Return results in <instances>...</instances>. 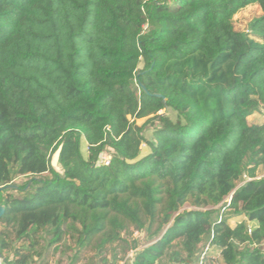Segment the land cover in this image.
Masks as SVG:
<instances>
[{
    "label": "trees",
    "instance_id": "trees-1",
    "mask_svg": "<svg viewBox=\"0 0 264 264\" xmlns=\"http://www.w3.org/2000/svg\"><path fill=\"white\" fill-rule=\"evenodd\" d=\"M263 107L264 0H0V257L264 264Z\"/></svg>",
    "mask_w": 264,
    "mask_h": 264
},
{
    "label": "rangeland",
    "instance_id": "rangeland-1",
    "mask_svg": "<svg viewBox=\"0 0 264 264\" xmlns=\"http://www.w3.org/2000/svg\"><path fill=\"white\" fill-rule=\"evenodd\" d=\"M261 9L258 4H249L240 10H238L232 17V24L235 30L241 31V32H249V23L252 21V19L260 16ZM252 36V35H251ZM257 39V38H256ZM168 117H170L172 120L176 119V113L172 111L171 109H166L163 111ZM264 117V107L259 113H255L248 117L250 121L259 122ZM144 119H139L138 123H143ZM144 135L146 137H150L151 130L148 125L145 126L144 129ZM142 155L146 154L148 150V147L142 144ZM108 157L109 155H105ZM104 156V157H105ZM55 164V161H52ZM264 176V170L262 168L258 169L257 177ZM26 180L25 176H18L13 180V183H23ZM226 200V199H225ZM182 208H191L189 204H185ZM230 224L233 223L232 220L229 221ZM3 229L0 227V230ZM3 231L6 232V235L9 237V240L11 241L13 247H20L22 244L25 245L26 243L22 239H16L15 234L12 229H3ZM139 240H143L144 237L140 234H137ZM46 238H48V235L37 232L35 234V245L33 252L35 253L32 258L29 261V264H69L71 262V259L74 255L75 251V237L72 235L71 232L68 230L65 231V234L62 238V240L56 244H53L51 246L47 245ZM207 241H205L202 246L200 247V251L198 256L204 251L205 247L207 246ZM264 248V246H261ZM4 255H7L8 257L12 256V251L10 252H3ZM208 256L207 259H205V264H215V258H216V252L212 248H210L209 252H207ZM211 253V254H210ZM121 255V253H119ZM110 254H106L107 260L110 258ZM197 256V257H198ZM91 262H98L97 257L94 255L93 251H90L88 249H83L77 259L75 260L74 264H90ZM118 264V263H117Z\"/></svg>",
    "mask_w": 264,
    "mask_h": 264
},
{
    "label": "built area",
    "instance_id": "built-area-1",
    "mask_svg": "<svg viewBox=\"0 0 264 264\" xmlns=\"http://www.w3.org/2000/svg\"><path fill=\"white\" fill-rule=\"evenodd\" d=\"M108 160H109V156L105 158L104 163L107 164L108 163ZM137 234H139L138 231L137 230H134L133 231V235L134 236H138ZM210 248H211L210 245L207 244V246L205 247L204 251L200 254V256H198V258H197L196 261H194L192 263L180 262L178 264H205V259H207V256H208L207 255L208 254L207 252H209ZM215 252H216V254H215L216 255L215 264H219V262L217 260L218 259V253H217V251H215ZM132 254H133L132 251L129 252V253H127L125 255V257L122 260L119 261L118 264H129L130 263V260L132 259ZM0 260H1V257H0Z\"/></svg>",
    "mask_w": 264,
    "mask_h": 264
},
{
    "label": "water",
    "instance_id": "water-1",
    "mask_svg": "<svg viewBox=\"0 0 264 264\" xmlns=\"http://www.w3.org/2000/svg\"><path fill=\"white\" fill-rule=\"evenodd\" d=\"M10 186H12V185H7L6 187H10ZM3 189V186L2 187H0V190H2ZM2 212H3V207L0 205V215L2 214Z\"/></svg>",
    "mask_w": 264,
    "mask_h": 264
},
{
    "label": "crops",
    "instance_id": "crops-1",
    "mask_svg": "<svg viewBox=\"0 0 264 264\" xmlns=\"http://www.w3.org/2000/svg\"><path fill=\"white\" fill-rule=\"evenodd\" d=\"M0 264H7V263L5 262V260H3V258H1Z\"/></svg>",
    "mask_w": 264,
    "mask_h": 264
}]
</instances>
